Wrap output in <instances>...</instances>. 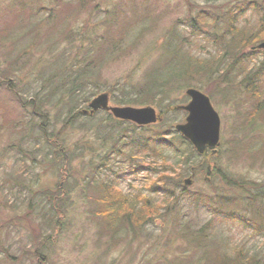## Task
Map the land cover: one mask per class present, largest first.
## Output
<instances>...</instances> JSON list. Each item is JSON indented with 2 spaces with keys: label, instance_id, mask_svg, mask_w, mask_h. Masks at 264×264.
<instances>
[{
  "label": "trees",
  "instance_id": "1",
  "mask_svg": "<svg viewBox=\"0 0 264 264\" xmlns=\"http://www.w3.org/2000/svg\"><path fill=\"white\" fill-rule=\"evenodd\" d=\"M106 1H108L107 4L111 2L109 7L102 12L103 16L98 19L100 21L91 26L90 30L86 28L79 32L80 35L75 40L63 35L65 36L63 42L66 41L68 46L74 49L72 60L67 57L69 54L65 53V59L60 56L62 64L52 69L48 76L47 74L44 76L43 73L38 76L43 81L35 91H12L18 107L11 114V120L9 119L6 126L0 125V132L6 131V138L0 134V139L3 141H5L4 138L9 139L7 144L0 143V162L14 153L15 156L12 155L15 157L14 161H19L20 167H24L16 176L8 170L4 171L0 179V187L3 185L0 190L2 194L0 207H4L1 204L4 189H12L16 185L29 187L27 185L29 180L26 179L28 169L43 168L48 164L52 170H57L58 174L68 177L65 198L61 201L57 196L61 194L59 189L55 191L44 189L41 192L31 190L36 197L33 195L29 198L23 197L19 201V206L28 205V209L27 214L20 215L18 220L27 219L30 223L31 217L37 223L32 229V239H30L34 243L31 254L38 264H53L52 256L55 255V249L50 247L53 243L52 232H64L65 225H62V220L68 218L70 208L74 204L71 194L80 189L89 204L86 215L88 214L89 218L100 217L101 234L105 236V242L109 246L116 247V242L126 234L133 233L136 236L142 227L155 222L158 218L161 219L160 233L154 237V243L165 247L160 251L158 249L160 254L155 261L147 260L146 264H250L249 261L252 262L251 264H264L263 258L249 255L243 249L235 250L233 254L231 253V257L230 251H224V248L214 241L218 240L214 237L212 220L198 227H193L186 222V213L180 206L183 198L194 201L196 206L200 203L211 206L216 213L232 218L237 214L234 212L236 209L237 212L241 210L236 206L242 203L243 212L246 209L253 212V226L263 228L264 187L233 177L232 174L222 170L218 159H215L217 160L215 169L207 184L213 185L217 179L227 188L211 194L203 191L189 192V186H185L182 179L189 174V170L195 169L193 167L198 164L197 159L200 155L190 141L176 131L174 117H172L174 113L180 111L174 108L176 103L187 102V96L182 101L178 100L180 96H183L184 91L177 90L188 86L201 87L215 84V86H223L225 90L221 91L218 88L215 93L223 98L225 94H229L232 101L235 91L228 90L236 86L239 88L244 86V89L248 90L245 92L253 99L255 112V118L253 116V119H248L249 122L243 127L244 131L249 132L245 134L246 140L251 143L250 135L254 138L257 133L264 134V98L261 95L264 57L261 60L255 58L258 53L264 56V49L258 51L252 48L264 42V0H236L222 12H207L204 9L197 16L189 18L190 21L186 27L190 28L189 35L192 38L197 35L205 36L209 33L205 31V27L215 26L221 22L211 37L215 54L210 53L208 58L203 59L187 52V47H192L193 42L189 43L186 39L189 36L183 34L176 25L162 35V42L157 45L161 52L158 65L147 71L143 77L141 74L135 80L129 76L127 80L117 79L113 82L114 92L111 101L114 104L137 106L151 104L160 111L161 121L145 126L116 119L107 111L100 110L92 115L83 112L90 100L103 92L101 91L103 83L100 84L101 69L114 58V52L110 53L109 58L104 53L115 46L122 45L110 39V30L117 32L116 23L119 14H123L126 10L122 8L120 2ZM144 1L141 0V4ZM216 1L218 0H207L206 3L209 5ZM77 2L79 5H86L82 0ZM78 8L77 12H81V8ZM97 9L98 5L95 11ZM247 10L253 11V15L257 18L256 22L253 26H238V17ZM53 14L54 12H50L47 15L48 18L53 17ZM130 29L122 30L121 34L127 37L131 32ZM144 31L143 29L136 34L132 44H136ZM18 39L20 40V36L16 35L14 40ZM31 43H36L35 39ZM121 50L118 49L117 53ZM59 53L63 54L62 51ZM7 59V63H13L19 59V56L14 60ZM251 60H257V64L254 66L253 63V68L250 69ZM24 67L26 66L12 68L13 70L3 76L4 82L7 81L11 89L14 88V83L8 75L11 72L15 75ZM54 76H56L55 79ZM56 81H61L60 84H63V87L58 86ZM46 87L48 91H44ZM109 87L110 84L106 89ZM89 88L93 90L85 91ZM57 89L59 91H56ZM115 91H123V93L118 96ZM177 93H179L178 96ZM207 93L211 97L210 91ZM99 113H104L105 117L98 118ZM258 116L263 117L260 120L263 125L256 127L254 131L255 119ZM101 129L107 132L105 134L109 146L111 143L109 151L92 154V157L86 159L93 150L90 149V147L93 148L92 133ZM75 134V143L71 145L69 140ZM259 139L261 142L257 145L264 149V137L260 135ZM251 150L254 149L251 148ZM170 154L175 159L174 162L169 161ZM153 156L156 159L154 168L150 166L146 169L158 174V179H150L146 189L149 192L161 194L163 197L160 201L147 193L130 195L122 191L116 192L114 191L116 186L112 182L102 181L99 177L101 170L113 169L114 160L117 158H124L138 168L142 166L139 160L146 162L147 158ZM75 161L78 162L77 176L81 177L80 179H75L68 173ZM202 168L204 167L200 168L199 165V169ZM167 173L170 174L166 175ZM80 180L81 183L78 184ZM238 198L241 199L237 200ZM244 217L246 218L245 215ZM175 239L179 242L177 244L183 242L185 246H172ZM8 246L10 245L5 248L0 245V264L6 263L7 259L17 264L18 257L8 251ZM191 253L198 255L199 258L193 261Z\"/></svg>",
  "mask_w": 264,
  "mask_h": 264
},
{
  "label": "rangeland",
  "instance_id": "2",
  "mask_svg": "<svg viewBox=\"0 0 264 264\" xmlns=\"http://www.w3.org/2000/svg\"><path fill=\"white\" fill-rule=\"evenodd\" d=\"M82 1L84 4L86 3L85 6L79 5L77 0H0V112H2L0 115V125L3 126L5 124L6 126L9 119L11 120V114L18 107L12 91H35V89L39 88V85H42L41 81L43 80L38 78L41 73L44 76L46 74L48 76V73L52 69L56 68L58 64H62L61 58H66L65 53L69 54L67 57H70L72 60L74 49L68 46L66 41L63 42V38L65 37L63 35L68 36L69 39H77L81 31L86 28L90 30L91 26L100 21L98 19L103 16L102 12H105V9L111 3L107 4L108 1L106 0ZM109 1H113V3L120 2L122 8L126 11L123 14H119V19L116 23L117 32L114 33L110 30V39L116 40V42H120L122 45L115 46L107 53H104L109 58L110 53L114 52V58L101 69L102 80L100 84L103 83L101 91L108 93L110 105L153 106L157 109L156 106L151 104L141 106L114 104L111 101V96L114 92L113 82L117 79L127 80L129 76L133 80L141 76V74H143V77L147 71L158 65L161 52L157 45L162 42V35L176 25L182 30L183 34L190 37L186 38L187 41L189 43L193 42L192 47H187V52L191 55L206 59L210 56V53L215 54L211 37L221 22H218L215 26L205 27V31H209V33L205 34V36L197 35L195 38L189 35L191 30L186 25L190 21L189 18L197 16L204 9L207 12H222L236 0H218L212 4L209 3V5L206 3L207 0H142L144 1L143 4H141V0ZM96 5H98V9L95 11ZM77 6L81 8V12H77L79 9ZM53 7L55 8L53 9ZM251 11L247 10L238 17V26H253L257 18L256 15H253V11ZM50 12H54V14L53 17L48 18L47 15ZM129 28H131V32L127 37H124L121 31L124 29L128 30ZM143 29L145 31L141 34L136 44H132L136 34L142 32ZM72 34L73 36H71ZM16 35L20 36V40H14ZM33 39H35L36 43L32 44L31 41ZM118 49L122 50L117 53ZM59 51H62L63 54H60ZM18 56L19 59L15 60V62H6L7 58L14 60ZM263 57L262 53H258L255 58L261 60ZM257 60H251L249 64L250 69L251 67L253 68V63L256 66ZM21 66L26 67L15 75L13 72L8 75L9 78L11 77V82L14 83V88L11 89L8 82H4L3 76L7 75L10 70H13L12 68ZM60 82L56 81V84L63 87V84H60ZM261 83L263 86L261 95L264 98V78H262ZM108 84H110V87L106 89ZM201 87L188 86L177 90L184 91L183 96H180L178 100L182 101V99L186 98L185 91L188 88H196L209 97L210 95L207 91H210L211 102L219 113L221 120L220 144L216 154L209 152L207 155H200L197 159L198 164L193 167L195 169L189 170V174L183 177V184L186 179L191 178L193 183L188 187L189 192L203 191L208 194L220 191L222 188H227L217 179L213 185L207 184L215 169V161H217L215 159H218L222 170L228 174L264 187V149L257 145L261 142L259 141L260 135L264 137V134L257 133L258 135L255 134L254 138L250 135V143L245 137V134H249V132L243 130V127L249 122L248 119H253V116L255 118L253 99L245 92L248 90L244 89V86L242 88L236 86L229 89L228 91H235L234 98L231 101V95L225 94L223 98L221 95L215 93L218 91V88L221 91H225L223 86L210 84L202 85ZM47 89L46 87L44 91H48ZM92 90L89 88L85 91ZM56 91L59 90L57 89ZM115 92L118 96H121L123 93V91ZM178 95L179 93H177ZM188 100L187 97V102ZM180 105H183V103H176L174 108ZM3 113L4 115H2ZM97 115L98 118L105 117L104 113ZM172 117H174L173 123L176 124L185 120L186 113L180 110L174 113ZM4 118L6 119L3 120ZM262 119L263 117L261 116L256 117L254 131L256 127L263 125L260 121ZM105 132V130L101 129L92 133L91 144L93 148L90 147V149L93 150L86 156V159L92 157V154L109 151L111 143L109 146ZM0 134H3L6 138V131H1ZM5 138V141L0 139V143L7 144L9 139ZM75 139L76 134L69 140L71 145L75 143ZM251 148L254 150H251ZM125 149L127 148L125 147ZM167 152L169 153V151ZM12 155L6 156L0 162V179L4 171L8 170L12 175L16 176L18 175V171L24 167H20L21 163L19 161L15 162V157H12ZM171 156L170 154L169 161L174 162L175 159ZM139 161L142 166L135 168L136 165L128 163L124 158H117L114 160L113 169L101 170L99 177L102 181L112 182L116 186L114 189L116 192L122 191L130 195L147 193L157 201L162 200L163 196L161 194L152 193L146 189L150 179H158V174L151 173L150 170L146 169L150 166L154 168L155 156L147 158V163L142 160ZM199 165L200 168H204L200 170ZM175 168L177 167L175 166ZM78 169V162L75 161L72 163L68 173L72 174L75 179H80L81 177L77 176ZM28 170L29 173L26 179L29 180L27 184L29 187L16 185L12 189H4L5 192L1 196V204L4 207H0V245L4 247L10 245L8 246L9 249H7L13 256L18 257L17 264H38V261L31 254V248L34 247V243L31 241L32 229L37 223L31 217L29 218L30 223L27 219L18 220L20 215L27 214L28 209V205L19 206V201L23 197L29 198L32 195L36 197L33 192L31 193V190L41 192L44 189L48 191L59 189L61 194H57V196L62 201L65 198L64 192L67 190L65 189V185L68 177L58 174L57 170H52L48 164L44 165L43 168L33 167ZM169 174L167 173L166 175ZM150 176L152 178H149ZM80 183L81 180L78 184ZM2 188L3 185L0 187V190ZM71 196L74 198V204H70L72 206L68 218L62 220V225H65L64 232H52L53 243L50 247L55 249V255L52 256L54 258V261L52 260L53 264H146L147 260L155 261L160 254L158 249L160 251L161 248L165 247L154 243V237L160 233L161 229L160 225L162 221L160 218L142 227L136 236L133 233L126 234L121 240L116 242V247L107 245L105 236L101 234L100 217L93 216L89 218L88 214L86 215L89 204H87V199H84L82 190L75 191ZM240 199L238 198L237 200ZM241 204L236 206L241 210L237 212L236 209L234 212L237 214L232 218L225 214L216 213L213 207L206 206V204L200 203L196 206L195 202L189 198H183L180 201L181 209L186 213V222L191 226L198 227L208 221H213L214 237L218 241L213 240L219 243L224 248V251H230V256L235 250L243 249L249 255H257L264 260V224L262 225L263 228L253 226V212L246 209L244 211L246 214H243L242 208H244V205ZM92 209L95 210L94 207ZM15 211L17 212L15 213ZM40 221L39 219V223H41ZM177 243L179 242H176L175 239L172 246H185L183 242L181 244ZM107 247H109V250H107ZM191 254L193 255V261L199 258L198 255ZM5 262L4 264H13L8 259ZM249 262L250 264L252 263L251 261Z\"/></svg>",
  "mask_w": 264,
  "mask_h": 264
},
{
  "label": "water",
  "instance_id": "3",
  "mask_svg": "<svg viewBox=\"0 0 264 264\" xmlns=\"http://www.w3.org/2000/svg\"><path fill=\"white\" fill-rule=\"evenodd\" d=\"M264 49V42L252 47ZM188 102L176 107L186 113L185 120L178 123L175 129L183 137L190 141L199 155L216 154L220 144L221 120L219 113L214 108L211 99L204 92L196 88H188L185 91ZM110 112L116 119L129 121L138 126L155 124L161 121L160 113L152 106H114L110 105L107 92L93 97L83 110L85 114H93L98 111ZM191 178L184 181V185H192Z\"/></svg>",
  "mask_w": 264,
  "mask_h": 264
},
{
  "label": "bare ground",
  "instance_id": "4",
  "mask_svg": "<svg viewBox=\"0 0 264 264\" xmlns=\"http://www.w3.org/2000/svg\"><path fill=\"white\" fill-rule=\"evenodd\" d=\"M152 107H153V106H152ZM178 123H180V122H178ZM178 123H176L175 126H176ZM155 124H156V123H155ZM151 125H152V124H151Z\"/></svg>",
  "mask_w": 264,
  "mask_h": 264
}]
</instances>
